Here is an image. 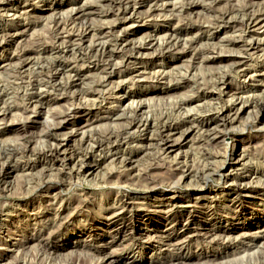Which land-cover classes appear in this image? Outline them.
<instances>
[{
  "label": "rangeland",
  "instance_id": "1",
  "mask_svg": "<svg viewBox=\"0 0 264 264\" xmlns=\"http://www.w3.org/2000/svg\"><path fill=\"white\" fill-rule=\"evenodd\" d=\"M252 15L263 16L264 24V0H1L0 42L14 38L0 44V109L8 111L0 115V152L28 147L33 154L14 158L15 171L0 188V264H264V115L246 109L227 135L203 145L215 155L238 150L250 162L243 172L258 171L260 181L251 185L218 181L223 166H236L223 157L206 183L195 184L203 149L191 141L194 131L166 153L145 140L156 125L187 121L205 106H228L234 93H264V44L251 46L264 39V28H250ZM86 26L93 31L83 38ZM153 34L160 41L178 38V46L164 55L146 49L134 64H120L121 49L114 48L112 76L97 58H78L99 41L145 45ZM21 51L32 63L15 58L8 65ZM58 56L78 73L57 77L63 86L72 84L60 93L44 69ZM208 56L216 59L201 61ZM232 58H244L240 69L256 75L254 82L237 77ZM161 73L167 80L158 82ZM224 75L227 87L205 98ZM122 94L138 97L117 104ZM36 97L47 102L33 113ZM138 103L145 105L149 128L137 134L140 141L119 146L140 147L133 162L108 160L75 176L74 151L91 132L121 131L124 121L105 117L112 108L119 114ZM55 143L62 148L53 165L46 164L49 179L39 152ZM177 153L188 155L190 172L181 181L174 171ZM174 254L179 260L168 258Z\"/></svg>",
  "mask_w": 264,
  "mask_h": 264
},
{
  "label": "bare ground",
  "instance_id": "2",
  "mask_svg": "<svg viewBox=\"0 0 264 264\" xmlns=\"http://www.w3.org/2000/svg\"><path fill=\"white\" fill-rule=\"evenodd\" d=\"M74 13L81 17L83 15V10L78 8L75 10ZM134 13H135V9L132 10L131 15ZM262 17H255L254 15H252V17H249L248 25L250 26V28L251 29H256V28L257 29H263L264 24H263ZM130 18L131 17H129V19ZM244 26H245V23H244ZM60 30H62V29H60ZM92 31H93V29L90 26H86L83 34H81L80 36L84 38L87 34H89ZM252 31H255V30H252ZM13 38H14L13 35H11V36L6 35V36H4V39H2L0 44L8 43L10 40H13ZM148 38L150 39V42L148 44H145V45L144 44H138V45L129 44V43H127L126 39L125 40L124 39H117L115 41L113 40L114 45H112L106 41H99L96 46H94V47H92V49H90L89 53L79 54L78 58H81L84 60L85 59L93 60L94 58H97V60H99L101 63L104 64L105 68L108 71L107 72L108 76H112V75L116 74L115 69L118 66V65L113 63V58L116 56V53L114 52V48L121 49L120 50V53H121L120 54V57H121L120 64H134L136 57L139 55H142L146 49H150V50H153L155 52L157 51L160 53V55H164V53L167 49L177 47L178 42H179V40H177L178 38L176 39L173 36H170L169 38H167L164 41H160L157 38V36L154 34L149 36ZM253 39H255V38H253ZM252 40L250 38L249 41H252ZM234 41H236V40H234ZM263 44H264V39H259V40L256 39L255 42H253V44H251V46L259 47L260 45L262 46ZM58 49L59 48L57 47L55 50H58ZM59 53H60V51H59ZM28 57L29 56H28V53L26 51H21L20 55H18V54L14 55V58L8 59L7 62L9 65L10 64L9 62L12 59L26 58L25 59L26 62L23 64L25 66H27V65L32 63L29 61L30 58H28ZM215 59L216 58L214 56H208V57H203L201 61L204 63H209ZM28 61H29V63H27ZM229 61H230L229 63L227 62L229 64V66L232 69L235 68L237 70L236 74H237L238 78L243 77L244 80L245 81L248 80L249 83L255 81L256 75L247 72V70H245V69H240V66H242L245 63L244 58H242V59L241 58L240 59L232 58V59H229ZM95 62H96V60H95ZM227 67H228V65H227ZM4 68L5 67H3V69ZM41 69L42 68L40 67V70ZM44 69L47 70L46 78L49 81V82L48 81L47 82L52 83L54 85L53 91H55V92L57 91L58 93L64 92L67 87L68 88L72 87V84H68V86H63L61 83L56 82L57 77L59 75H61L64 71H67V72L69 71V72H71V74L72 73L74 74V77L78 76L77 71H74L72 68H70V65L65 61L64 56H58V58H54V61L51 63V66L48 69H46V68H44ZM254 72H256V70ZM142 73H144V72H142ZM40 74H42V72H40ZM226 78H227L226 75L221 76L219 78V80L216 81L217 86L214 87L213 89L211 88L212 89L211 91H207V92L203 93L204 94L203 96L205 98H207L210 96H215L217 93L221 94L222 90L225 87H227V85H228V83L226 82ZM139 79H142V78L139 77ZM155 79L158 82H163V81H165L166 76L164 77V74L161 73V74H158ZM79 80H80V78L77 81H79ZM139 81L140 80H138L137 82L139 83ZM37 84H38L37 81H33V83H31V86L32 87L37 86ZM207 90H209V88ZM44 94H47L48 97L52 96V94H50L47 91H45ZM242 94L243 93H240V94L234 93L231 96V98L228 100V106H226V107L222 108V106H221V108H219V109H217V108L211 109V106L210 107L205 106V108H204L205 110H202L199 113L194 114L193 116L187 117L186 118L187 121H182L181 123H174V124H172L171 122L166 124V122H164L161 125H156L154 127L155 129L154 130L152 129L153 131L151 130L152 132H151V135L149 134L150 135L149 138L145 139L148 142L152 143V144L148 143L147 146H153L155 144L156 146H160L162 153L163 152H165V153L171 152L172 150L179 149V146L182 144L181 141L182 140L185 141L187 139L188 135L194 131V135H193L191 141L200 142L202 144L201 146L203 149L201 154H200L201 155V161L200 160L198 161L200 163V165L196 169L197 175L196 174L195 175L197 176V179L195 177V179H194L195 184H198L200 182L206 183V180L208 179L207 177L212 173V166L216 163H219L218 160L220 157H223V159L225 161L228 159L230 161H233L236 166H230L232 164L226 166L225 168L223 166L222 170L219 171V175H218V179H217L218 181H221L224 183H234L236 185L240 184L241 186L242 185H248V184L251 185V183L253 181H257V180L260 181V179L258 178L257 169H254L251 174H245L243 172L248 166H250V162H249V160L244 162L245 157H244V155L239 154L238 150H233V151L231 150L230 151L228 149L222 155H215L213 152H211L209 150V148L205 149V147L203 146V145H205V146L210 147L209 145L211 142H215L218 139L222 138L223 136L227 135L228 131L233 129V125L235 124L236 120L238 119L240 113L244 112V110L246 111V109H249V111L251 110V113L254 111H257L256 113H258L262 116L264 115V93L258 94V95H255L256 94L255 93V94H250L249 96H243ZM58 95H62V94H58ZM136 96L138 97V94L135 96L133 94H129L127 96L125 94L116 95L115 102L118 104V103H121V101H123L124 99L136 97ZM44 102H47V101L42 100L39 97H36L35 103H33L35 105H33L34 109L32 112L37 113L38 107L41 106ZM144 106H145L144 104L142 105L141 103H138V104H136V106L129 107L128 110H125L119 114H117L116 109L112 108V110L108 114V117H105V119L107 118V119L115 120V121H124L126 124L124 125V127L122 128L121 131H119V132L118 131H112L107 136H102V135H99L98 133H92V132L89 134L87 140L84 143V147H81L78 150L76 149L74 151L75 160H72V162H73L72 167L73 168L71 170L74 171L75 176L76 175L78 176L80 174L89 173L91 170H93V168L95 166H99L100 164L105 163L108 160L118 161V164L121 166L130 165L133 162L134 155L137 152L136 150H138L140 147H137L136 149H130L127 151H120L119 146L121 144H124L123 142H127V140H129V139H132V140L133 139H139V141H140L141 135L137 136V134H141L142 132L148 130L147 128H149L148 124H149L150 119L148 118V116H145V112H143ZM5 107L6 106H4V108ZM5 109H7V108H5ZM5 111L0 109V115H5V113L8 112V111L7 112H5ZM246 112H248V111H246ZM151 126H152V124H151ZM87 132H89V130ZM71 133H73V131ZM95 136H97V137L95 138ZM174 136H177V138ZM172 137H174L175 139H172ZM139 143H140L139 145L141 146L142 142H139ZM61 148L62 147H61L60 143H55V144H53V145H51V146L47 147L46 149L41 150L39 152V155L41 156L39 164L42 165V167L45 165V168L43 169V171H46V173H45V174H47L46 177L52 176V168H51V166L50 167L46 166V164H48V162H49L50 165L51 164L53 165V162L56 161V159L58 158V156L61 152ZM178 153L176 155V158H173V160L175 159L174 161H176L174 164V171L177 174H179V179L181 181L183 178L187 177V173L190 171H189V168L187 167V165L185 164L186 159L188 158L187 157L188 155H183L180 157L178 155ZM24 154L32 155L33 149H29L27 147V148H23V149H19V150H17V149H6V150L0 152V188L3 187V189H6V186L8 184H7L5 179H6V177L11 175L15 171L17 164H16V162H14V158H16L19 155H24ZM179 159H181L182 161H179ZM55 173H58V172H55ZM177 174H176V176H177ZM54 175L55 174H53V176ZM49 177H47V178H49ZM221 182H219V183H221ZM187 183H189V182H187ZM122 208L124 209L125 206L122 205ZM165 213H167V212H165ZM180 257H181L180 254H176V255L174 254L172 257H168V258L172 259V260L173 259L179 260ZM109 263L112 264L115 262L110 261Z\"/></svg>",
  "mask_w": 264,
  "mask_h": 264
}]
</instances>
